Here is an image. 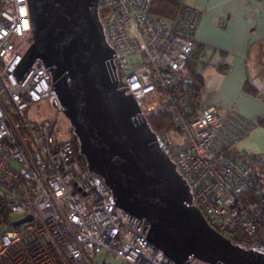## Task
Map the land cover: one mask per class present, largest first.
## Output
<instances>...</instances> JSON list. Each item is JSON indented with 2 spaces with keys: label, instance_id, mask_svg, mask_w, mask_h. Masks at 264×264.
I'll list each match as a JSON object with an SVG mask.
<instances>
[{
  "label": "built area",
  "instance_id": "1",
  "mask_svg": "<svg viewBox=\"0 0 264 264\" xmlns=\"http://www.w3.org/2000/svg\"><path fill=\"white\" fill-rule=\"evenodd\" d=\"M152 1H97L119 87L137 100V121L171 115L177 128L155 131L152 144L176 163L208 224L264 256V151L240 148L258 124L232 108L187 110L175 91L203 10L177 0L167 18L150 11ZM32 43L28 0H0V264H109V256L124 264H222L194 256L176 263L151 244L145 218L116 205L103 178L79 161L50 67L38 59L18 78ZM34 103L47 110L37 120L26 115Z\"/></svg>",
  "mask_w": 264,
  "mask_h": 264
},
{
  "label": "water",
  "instance_id": "2",
  "mask_svg": "<svg viewBox=\"0 0 264 264\" xmlns=\"http://www.w3.org/2000/svg\"><path fill=\"white\" fill-rule=\"evenodd\" d=\"M98 0H28L33 43L16 74L41 59L78 139L87 167L111 188L115 203L150 224L149 241L175 261L190 256L210 263L264 264L212 228L192 204V191L176 163L154 147L148 120L119 87L114 50ZM28 216L18 222L30 219Z\"/></svg>",
  "mask_w": 264,
  "mask_h": 264
},
{
  "label": "crops",
  "instance_id": "3",
  "mask_svg": "<svg viewBox=\"0 0 264 264\" xmlns=\"http://www.w3.org/2000/svg\"><path fill=\"white\" fill-rule=\"evenodd\" d=\"M186 2L191 7L203 10L193 37L208 46L204 58L210 55L219 62L223 54L212 49L227 52L224 56L227 64L223 70L216 65L218 78L211 80L210 84L204 82L206 89L201 106L213 105L222 112L232 108L244 118L264 121V99L243 89L247 80L254 83L250 72L252 65L256 68L259 65L258 75L264 69V0ZM221 20L223 23H220ZM205 66L208 63L204 61ZM258 129L253 137L260 138L258 142H261L264 127ZM258 146L264 151V142L258 143Z\"/></svg>",
  "mask_w": 264,
  "mask_h": 264
},
{
  "label": "trees",
  "instance_id": "4",
  "mask_svg": "<svg viewBox=\"0 0 264 264\" xmlns=\"http://www.w3.org/2000/svg\"><path fill=\"white\" fill-rule=\"evenodd\" d=\"M179 7L180 5L177 0H153L150 7V11L156 15L164 16L167 18H173L178 12ZM193 41L194 48L188 60L186 75L179 81L175 91L179 100H186L187 110L190 113L197 112L201 107V103L203 102V91L205 88L204 76L202 72L199 71L198 66L200 65L203 55L206 54L208 47L206 44L198 42L195 39ZM212 51H219L221 54H223L222 59L218 62L219 69L223 70V66L227 64L226 62H224V56L227 55V52L224 50L217 49H212ZM243 89L246 92L257 94L264 99V92H261L259 88L249 80L246 81V84ZM148 122L154 131H160L163 129L174 130L177 128L172 120L171 115L166 111L152 115L149 118ZM73 142L80 163L86 167V160L79 153V143L75 135Z\"/></svg>",
  "mask_w": 264,
  "mask_h": 264
},
{
  "label": "rangeland",
  "instance_id": "5",
  "mask_svg": "<svg viewBox=\"0 0 264 264\" xmlns=\"http://www.w3.org/2000/svg\"><path fill=\"white\" fill-rule=\"evenodd\" d=\"M202 60L207 62L208 66L203 67ZM202 60L200 62V65L198 66L199 71H201L204 76V82L206 81L207 84H210L211 80L213 81L218 78V72L216 69V65H218V61L216 57H212L210 55L206 58H204V55H203ZM262 63H264V60H262ZM263 70H261L262 73L258 75L260 71L259 65L257 68L254 67V65H252V67L250 68L251 78L254 81V83L260 88L261 92H264V71ZM46 111L47 110L45 108V105L41 103H34L31 108L26 110V115L31 120H37V118L41 115H44ZM254 121H256V123L258 124L257 127L253 128L251 132L247 136H245L240 142V148L249 153L263 152V150L259 148L258 143L262 144V142H264V139H262L261 142H258V140L260 141V138L255 139L253 135L255 134V132H257V130H259L258 128L264 127V121H261V120H254ZM108 263L109 264H124L122 259L117 258L115 256H109Z\"/></svg>",
  "mask_w": 264,
  "mask_h": 264
}]
</instances>
